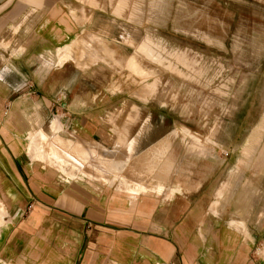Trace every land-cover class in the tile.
<instances>
[{"label":"crops","instance_id":"1","mask_svg":"<svg viewBox=\"0 0 264 264\" xmlns=\"http://www.w3.org/2000/svg\"><path fill=\"white\" fill-rule=\"evenodd\" d=\"M86 1L99 3L0 0V264H264V188L221 157L181 156L177 131L152 142L144 161L165 182L132 178L126 171L149 120L131 136L134 107L113 130L97 93L64 91L58 70L114 58L100 37H78L108 32L97 19H112L111 0L100 9ZM126 65L145 71L135 54Z\"/></svg>","mask_w":264,"mask_h":264},{"label":"rangeland","instance_id":"2","mask_svg":"<svg viewBox=\"0 0 264 264\" xmlns=\"http://www.w3.org/2000/svg\"><path fill=\"white\" fill-rule=\"evenodd\" d=\"M116 2L105 4L112 19H97L108 32L78 36L100 37L114 49V58L106 55V61L86 69L69 63L56 76L64 78L71 97L76 91L97 93L96 106L106 103L113 130L137 113L134 107L139 118L131 136L149 120L126 174H141L150 184L163 181L164 172L147 173L144 161L152 142L177 131L181 156L188 151L221 157L242 181L264 188V0H130L122 14L116 13ZM88 4L104 8L100 0ZM143 39L142 55L136 45ZM133 54L143 73L127 67ZM156 79V91L148 92ZM103 97L107 100L100 101ZM184 128L202 141L196 144ZM116 139L113 131L111 149Z\"/></svg>","mask_w":264,"mask_h":264},{"label":"built area","instance_id":"3","mask_svg":"<svg viewBox=\"0 0 264 264\" xmlns=\"http://www.w3.org/2000/svg\"><path fill=\"white\" fill-rule=\"evenodd\" d=\"M157 264H176L175 262H170V261H161V262H159V263H157Z\"/></svg>","mask_w":264,"mask_h":264},{"label":"bare ground","instance_id":"4","mask_svg":"<svg viewBox=\"0 0 264 264\" xmlns=\"http://www.w3.org/2000/svg\"><path fill=\"white\" fill-rule=\"evenodd\" d=\"M184 132V131H183ZM189 133V132H188Z\"/></svg>","mask_w":264,"mask_h":264}]
</instances>
